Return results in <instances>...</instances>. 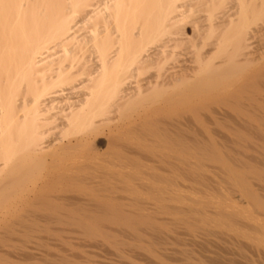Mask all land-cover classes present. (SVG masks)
<instances>
[{
	"label": "bare ground",
	"instance_id": "1",
	"mask_svg": "<svg viewBox=\"0 0 264 264\" xmlns=\"http://www.w3.org/2000/svg\"><path fill=\"white\" fill-rule=\"evenodd\" d=\"M0 264H264V0H0Z\"/></svg>",
	"mask_w": 264,
	"mask_h": 264
},
{
	"label": "rangeland",
	"instance_id": "2",
	"mask_svg": "<svg viewBox=\"0 0 264 264\" xmlns=\"http://www.w3.org/2000/svg\"><path fill=\"white\" fill-rule=\"evenodd\" d=\"M219 3H221V4H219ZM217 5V6H216ZM224 3L223 2H217L216 4H214L213 6H212V8L210 9V7H209V9H205V11L204 12H201V14L200 15H207V16H209V15H212L213 13L215 14V13H219V10H223L224 9ZM223 7V9H222V7ZM220 8V9H219ZM220 11V12H221ZM211 12V13H210ZM82 18H80L79 20H81ZM83 25H85V24H83ZM86 26H87V24H86ZM86 26H84V27H86ZM88 26H90V25H88ZM83 27V28H84ZM86 28H88V27H86ZM90 28V27H89ZM87 29H85L84 31H82V32H84V33H87V32H85ZM88 31V30H87ZM188 31H190V29L188 30Z\"/></svg>",
	"mask_w": 264,
	"mask_h": 264
}]
</instances>
